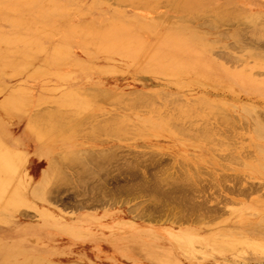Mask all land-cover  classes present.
Instances as JSON below:
<instances>
[{"label":"rangeland","instance_id":"1","mask_svg":"<svg viewBox=\"0 0 264 264\" xmlns=\"http://www.w3.org/2000/svg\"><path fill=\"white\" fill-rule=\"evenodd\" d=\"M190 3L197 5L185 8ZM14 18L0 22V36L11 35ZM21 22L14 43L0 46L1 187L8 182L0 188V264H264V0H34ZM110 26L131 48H100ZM175 44L188 52L173 63L178 70L152 63L158 45ZM181 63L189 70L179 71ZM65 113L77 134L59 130L47 141L41 124ZM97 150L113 151L116 160L99 184L118 188L136 169L141 180L131 171L135 179L127 178L151 186L161 176L174 182L158 190L168 187L167 197L175 186L187 203L208 200L220 211L184 219L183 208L153 201L134 183L127 197L98 191V199L83 181L80 187L75 166L61 161ZM91 177L95 185L99 177Z\"/></svg>","mask_w":264,"mask_h":264},{"label":"bare ground","instance_id":"2","mask_svg":"<svg viewBox=\"0 0 264 264\" xmlns=\"http://www.w3.org/2000/svg\"><path fill=\"white\" fill-rule=\"evenodd\" d=\"M11 1L12 0H0V22H2V21H4L5 19H6V16L7 17H14V16H16V18H14L12 21H10L11 22V26H12V28H13V31H12V33H11V35H9V36H0V46L1 47H3V48H7V47H9V46H11L13 43H14V41H13V38H14V36H17V32H16V28H18V27H20L21 25H22V22H21V14L23 13V11H24V9H26V8H28V6L30 5V4H32V2L34 1V0H13V4L11 3ZM196 3H190L189 5H187V6H185V8H193V7H196ZM35 19H38V20H42L43 19V16L42 15H38V16H36L35 17ZM257 19V18H256ZM255 19V20H256ZM259 20H261V19H259ZM257 21H258V19H257ZM263 21V20H262ZM256 22V21H255ZM257 23V22H256ZM256 32V31H255ZM259 33L261 32V31H258ZM117 26H110V28L108 29V31L107 32H104L103 34H102V36H101V38H100V40H98V42H99V46H100V48H107L106 49V51H109V50H112V51H125L126 49H128V47H130V44L127 42V39L126 38H124L125 36H120V35H117ZM261 34V33H260ZM251 38V37H250ZM102 40H108L110 43H108V44H102L101 42H102ZM134 41V40H133ZM160 41H161V39H160ZM164 42V41H163ZM25 44H28V45H31V43L30 42H25ZM160 44V43H159ZM178 45H180V43L178 44ZM157 46V45H156ZM159 47H161L160 48V50L158 51V53L156 52V54L154 55V56H151V57H154L153 59H152V63H154V64H162V65H164V66H166L168 63L170 64L169 66H173L174 64H178L179 65V63L178 62H180V54H182V53H186L187 55H188V52L187 51H185V50H182V48H178V46L175 44L174 46H171V48H169V49H164L162 46L163 45H158ZM157 46V47H158ZM131 48V47H130ZM129 48V49H130ZM189 48L190 49H192V47L191 46H189ZM31 49H32V47H30V52H31ZM184 49V48H183ZM152 53H154V52H152ZM190 54V53H189ZM191 54H193V53H191ZM146 57V56H145ZM151 57H146V58H151ZM147 61V60H146ZM150 61V60H149ZM174 63V64H173ZM230 63V62H229ZM182 64V63H181ZM192 64V63H191ZM225 64V63H224ZM176 65H174L175 66V69L176 70H178V68H176ZM159 66H161V65H159ZM183 68H180L179 69V71H182L183 69H187V70H189V66H190V63H187V64H182L181 65ZM200 66V65H199ZM233 66V65H232ZM201 67V66H200ZM199 67V68H200ZM230 67V66H229ZM191 68H192V66H191ZM196 68H198V67H196ZM169 69V68H168ZM171 70H173V68L171 69ZM174 71V70H173ZM193 71V70H192ZM184 72H186V71H184ZM174 73H177V71H175ZM177 75V74H176ZM178 75H180L179 73H178ZM180 83V82H179ZM181 83H184V82H181ZM227 86V85H226ZM221 88V87H220ZM227 88L228 87H226V92H227ZM224 89H225V87H224ZM208 92V91H207ZM229 92V91H228ZM233 95V94H232ZM94 97V96H93ZM106 98H109V97H107V96H105ZM105 97L103 98V99H105ZM142 97V96H141ZM141 97H139L141 100H142V98ZM147 97V96H146ZM150 97V96H149ZM96 98H98L97 96H96ZM101 98H102V96H101ZM136 98H138V97H136ZM136 98H134V99H136ZM143 98H144V96H143ZM152 99V98H151ZM150 99V100H151ZM132 100V99H131ZM137 100V99H136ZM135 100V101H136ZM146 100V99H145ZM95 101H97V100H95ZM113 101V100H112ZM119 100H117V101H115L114 103H117ZM134 100L132 101V102H135ZM140 101V100H139ZM137 102V101H136ZM141 102V101H140ZM139 103V102H138ZM150 103H152V100L150 101ZM119 104V103H118ZM132 104V103H131ZM8 103L6 104V107L8 108ZM136 105V104H135ZM132 106H134V104L132 105ZM60 109H58V110H56V111H59ZM49 111V110H48ZM55 111V113H57ZM53 112V111H52ZM59 113H61V112H59ZM52 114V113H51ZM67 113H65V114H61V116H57L56 118L55 117H50L51 119H49L47 122H45L44 124H41L42 125V127H46V128H44V129H47V131H48V133L46 134V140L47 141H50L49 139H54V138H57V137H55V132L56 131H59V130H62L63 132H66V134H67V131H68V134L70 135L71 133H69V131L71 132L72 130H71V128L73 129L74 127H71V124H69L70 123V121H67V119L69 118L68 117V115H66ZM57 115H58V113H57ZM181 115V114H180ZM56 116V115H55ZM175 116H177V114L176 115H174L173 117L174 118H177L178 116H179V114H178V116L177 117H175ZM113 118V117H112ZM119 118H121V117H117V119L116 118H114L115 120H117V121H120L121 119H123L122 121H121V123H124L123 121H126L125 119L126 118H121L120 120H119ZM88 120H89V118H87ZM47 120V119H46ZM83 120H85V119H83ZM88 120H85L86 122L88 121ZM176 119H173V122H172V120H171V122L174 124L176 121H175ZM260 120V119H259ZM43 121H44V118H43ZM90 121V120H89ZM89 121H88V123H89ZM110 122H111V119L109 120ZM114 121V120H113ZM81 122H83V121H81ZM96 122V121H95ZM257 122V121H256ZM42 123V122H41ZM80 123V122H79ZM85 123V122H84ZM88 123H86V124H88ZM101 123V122H100ZM103 123V122H102ZM101 123V126L102 125H104V123L102 124ZM107 123H108V121H107ZM107 123H105L106 124V127L107 126H109V125H107ZM117 123H119V122H114V124L113 125H115V124H117ZM120 123V125H125V124H121ZM82 123H80V124H78L79 125V127H80V125H81ZM85 124V125H86ZM97 124V123H96ZM99 124V123H98ZM128 124V123H127ZM262 124V123H261ZM264 124V123H263ZM83 125V124H82ZM81 125V126H82ZM89 125V124H88ZM88 125H86V126H88ZM93 125V124H92ZM119 125V124H118ZM119 125V126H120ZM260 125V124H259ZM94 126H95V123H94ZM94 126H92L93 128H94ZM257 126V125H256ZM84 127L85 126H82V127H80V129H79V132H80V130L83 128L84 129ZM91 126H89V128H90ZM92 127L90 128V129H92ZM105 127V126H104ZM104 127H102V129L104 128ZM113 127V126H112ZM115 127H117V126H115ZM122 127V126H121ZM78 128V127H77ZM88 128V127H87ZM96 128H97V131L98 130H100V127H99V129H98V127L96 126ZM114 128V127H113ZM118 128V127H117ZM125 128H126V125H125ZM128 128H130L129 126H128ZM128 128H126V129H124V128H122V129H120V127L118 128V129H116V130H124V131H126ZM105 129H108V131H109V129H111V127H107V128H105ZM105 129H104V132H105ZM255 129V128H254ZM75 128L73 129V136H75L77 133L75 132ZM88 130V129H87ZM116 130H114L113 132L114 133H116L117 131ZM119 130V131H120ZM130 130V129H129ZM77 131V130H76ZM83 131V130H82ZM81 131V132H82ZM92 132H93V130H91ZM94 131H95V129H94ZM97 131H96V133H97ZM102 130H100V132H101ZM123 131V132H124ZM257 131H259L258 132V134L261 136V134H263V133H261L260 132V130H257ZM80 132V133H81ZM89 131H87L86 133H88ZM100 132H99V136H97V137H101V138H103V136H104V134H102L101 133V135H103V136H100ZM111 132V131H110ZM74 133H75V135H74ZM80 133H78L79 135H81ZM83 133H85V130L83 131ZM86 133H85V135H81V137H85V138H87V136H86ZM109 133V132H108ZM108 133H106V134H108ZM114 133H113V137H114ZM118 133V132H117ZM121 133V132H120ZM60 134V133H59ZM58 134V135H59ZM66 134H64V136H66ZM90 134V133H89ZM88 134V135H89ZM92 134L94 135L95 133L93 132V133H91L90 135H91V137H92ZM122 134H126L125 132L124 133H121V135ZM53 135V136H52ZM68 135V136H69ZM96 135H98V134H96ZM96 135H95V137H89V139H95L96 138ZM110 135H111V133H110ZM109 135V136H110ZM120 135V134H119ZM264 135V134H263ZM72 136V135H71ZM78 136V135H77ZM106 136H108V135H106ZM78 137H80V136H78ZM115 137H118L117 136V134H115ZM84 139V138H83ZM89 139H87V140H89ZM97 139V138H96ZM95 139V140H96ZM100 138H98V140H99ZM264 139V138H263ZM40 141H44V139H43V136L41 135L40 136ZM47 148H48V146H47ZM49 149L51 150L52 148L51 147H49ZM45 151H49V150H45V149H42L40 152L42 153L41 155H44V156H46V155H48L47 153H44ZM113 152V151H112ZM112 152H110V151H98L97 150V154H95V153H93V152H83V151H78V152H75V153H70V154H66V155H63V156H61V161L64 163V161L65 162H67L66 164H64V166L63 167H69L70 168V170H71V166H75L74 168H75V170H74V168H73V170H71V171H74V172H76L77 174V176H78V178L79 177H81V175H79V174H86L85 175V177L83 176V179H81V178H76V180H78V183L80 184V187H81V182L83 181L84 182V187H86V188H84V189H86V193L89 191V192H92L93 193V195L94 194H96V195H94V196H98V194H100L99 195V197L101 196H105V197H107V198H114V199H117L118 197H122V196H125V197H127V196H129V194H131V193H129L130 192V190H132L133 189V187H135L134 186V184H136V186H138V189H136L135 188V190H138L139 191V187H140V185L143 187H141L142 188V192L143 191H145V192H147L146 194L148 195V196H152L153 198H152V200L153 201H158L159 203H171L172 204V202H173V204L175 203V205L174 206H178V208L181 210L182 208L184 209V212L182 213V215L185 213V212H187V213H185L184 215H183V218L185 219V217L184 216H190V217H192L193 219H194V217H196V220L197 221H200V220H202V218H206V219H208V218H210V215H212L213 216V213L215 212V211H217V210H219V209H215V207L217 208V206H215L214 207V209H213V207L212 208H210V207H208L207 206V202H208V200H207V202L204 204V203H200V204H198L197 203V205L195 204H193V202L189 199V201H188V203L186 202V198L185 199H183L184 198V196H182L183 195V193H181L182 195H180V196H182L181 198L178 196V195H176V192H174V190L176 189H174V187L172 186L171 188H173V189H170L171 191H172V194H175V197L172 195V197H167L168 196V194H169V192H167V189H168V191H169V188L167 187V189H166V191H161V192H159L158 190L159 189H163L162 188V186H163V183H164V185L165 184H167V182L169 181H167L165 178H163V177H161V176H155L154 174V176H153V178L152 179H150V185L151 186H148L147 185V183H145V182H141V181H139V179H137L138 177L140 178L141 176L139 175V176H137V172L136 171H134V170H136V169H134L133 171H131V169L128 171V168L130 167V168H134V167H136V166H131V164H130V166L128 167V168H126L127 166H125V170H127L129 173V175H130V171L131 172H136L135 174H133V175H136L137 176V178H136V180H130L129 178H133V179H135V177L136 176H132V174L130 175V176H132V177H130L129 175H127V177L129 176V178H127V177H125V178H123L124 180H125V183L123 184V185H119L120 187H118V185H117V187L118 188H112V187H110V188H108L107 186H108V184H106V182H104L103 184H102V182H101V184H99L100 183V181H103V174H100L101 172H103L104 173V171H105V173L109 170L108 169V167L109 166H112V161L113 160H115V158H114V155L112 154ZM132 154V153H131ZM121 155V154H120ZM126 155V154H125ZM130 155V154H129ZM119 157V156H118ZM139 157V156H138ZM124 158V157H123ZM127 158V157H126ZM130 158V157H129ZM134 158V157H133ZM118 159V158H117ZM131 159V158H130ZM140 159V158H139ZM151 160H152V158H150ZM149 159V160H150ZM121 160H122V158H121ZM133 160V159H132ZM135 160V159H134ZM136 160H138V159H136ZM54 161V159H49V163H54L53 162ZM118 161V160H117ZM128 161H131V160H128ZM141 161V160H140ZM154 161V160H153ZM234 161V160H233ZM115 162H116V160H115ZM136 162V161H135ZM150 162H152V161H150ZM158 162V161H157ZM71 163L73 164V165H71ZM133 163V162H132ZM141 163V162H140ZM155 163V162H154ZM58 164V163H57ZM68 164H70V165H68ZM116 164V163H115ZM137 164V163H136ZM136 164H134V165H136ZM150 164V163H149ZM152 164V163H151ZM158 165H160L159 163H157ZM1 165L2 164H0V173L2 172V170H1ZM118 165V164H117ZM163 165V164H162ZM263 166H261L262 168L260 169V172H261V174H262V172H263V174H264V164H262ZM51 166V165H50ZM52 166H55V163L52 165ZM62 166V165H61ZM144 166V165H143ZM157 166V165H156ZM92 167V168H91ZM152 167H154V165L152 166ZM161 167V166H160ZM167 167V166H166ZM68 168V169H69ZM142 168V167H141ZM144 168V167H143ZM155 168H157V167H155ZM162 168V167H161ZM67 169V170H68ZM106 169H108V170H106ZM118 169V168H117ZM145 169H146V166H145ZM158 169H159V167H158ZM125 170H123V172L125 171ZM138 171H139V168L137 169ZM147 170V169H146ZM161 170V169H160ZM5 171H6V169H5ZM56 172H59V169L58 170H55ZM60 172H62V171H60ZM122 171H120V173H121ZM122 172V174H119V176L121 175V176H123V174H124V176L127 174L126 172H124L123 173ZM140 172V171H139ZM152 172H154V171H152ZM151 172V173H152ZM63 173V172H62ZM118 173V172H117ZM116 173V174H117ZM126 173V174H125ZM88 174H90L91 176L93 175V176H96L97 175V177H99L98 179H97V182H96V180H94V182H96L95 183V185L93 184H91V183H89V180H90V175H88ZM107 174H110V173H107ZM115 174V175H116ZM160 174V173H159ZM0 175H2V174H0ZM10 175V174H9ZM9 175H7V176H9ZM64 175H66L65 173H63V177H65ZM114 175V174H113ZM148 175V174H147ZM67 176V175H66ZM71 176H73V175H71ZM123 176V177H124ZM115 177V176H114ZM118 176L116 175V178H117ZM151 177H152V175H151ZM2 178V177H1ZM5 177H3V179H4ZM73 178V177H72ZM110 178H112L111 177V174H110ZM110 178H108V179H110ZM119 178V177H118ZM62 179V178H61ZM65 179H66V177H65ZM64 179V180H65ZM92 179H95V177L93 178V177H91V180ZM104 179H106V177H104ZM108 179H106L107 180V182H110ZM234 179V178H233ZM238 179V178H237ZM5 180V179H4ZM63 180V179H62ZM69 180V179H68ZM106 180H104V181H106ZM114 180H115V178H114ZM122 180V179H121ZM140 180H141V178H140ZM145 180V179H144ZM228 180V179H227ZM6 181V180H5ZM113 181V180H112ZM112 181H111V183H112ZM132 181V182H131ZM134 181H137L138 183H135ZM142 181H143V178H142ZM170 181H173V180H170ZM180 181V180H179ZM184 181V180H183ZM228 181H230V180H228ZM234 180H232V182H233ZM240 181V180H239ZM4 182V181H3ZM117 182V181H116ZM147 182V181H146ZM153 182V183H152ZM166 182V183H165ZM235 182H236V180H235ZM238 182V181H237ZM6 183H8V182H6ZM6 183H4V184H6ZM111 183H110V185L109 186H114L115 184H114V182L112 183V184H114V185H111ZM134 183V184H133ZM3 184V187H1L2 186V184L0 185V188L3 190H5V188H6V185H4ZM46 184V182H44V185ZM116 184H118V182L116 183ZM133 184V185H132ZM170 184H172V183H169V184H167V185H165V186H170ZM173 184H174V182H173ZM172 184V185H173ZM234 184V183H233ZM246 184H248L247 182H246ZM249 184H251V183H249ZM248 184V185H249ZM254 184V183H253ZM264 184V183H263ZM11 185H12V183H11ZM11 185H9V187H8V189L10 188V186ZM227 185V184H226ZM255 185V184H254ZM261 185V184H260ZM5 186V187H4ZM116 186V185H115ZM130 186L132 187V189H130ZM236 186V185H235ZM240 186V185H239ZM246 185H244V187H245ZM252 186V185H251ZM251 186H250V188H251ZM58 187H60V186H58ZM72 187V186H71ZM122 187V188H121ZM181 187V186H180ZM211 187V186H210ZM237 187V186H236ZM243 187V188H244ZM258 187H260V186H258ZM82 188V187H81ZM178 188V187H177ZM190 188V187H189ZM188 188V189H189ZM214 188V187H213ZM223 188H225L226 189V186H223ZM235 188V187H234ZM248 188V187H247ZM257 188V187H256ZM8 189H7V191H8ZM58 189V188H57ZM111 189V190H110ZM165 189V188H164ZM163 189V190H164ZM180 189V188H179ZM194 189V188H193ZM208 189V188H207ZM224 189V190H225ZM231 189V188H230ZM236 190H237V188H235ZM246 189V188H245ZM253 188H251V190H252ZM2 190H0V192L2 191ZM61 190H63V189H61ZM60 190V191H61ZM113 190V191H112ZM141 190V189H140ZM184 190V189H183ZM191 190V189H190ZM232 190V189H231ZM239 190V189H238ZM241 190V189H240ZM243 190V189H242ZM248 190V189H247ZM246 190V191H247ZM254 190H255V188H254ZM256 190H258V189H256ZM7 191H5V192H7ZM16 191L17 190H15V192L14 193H16ZM51 191V190H50ZM59 191V192H60ZM85 191V190H84ZM99 191V192H98ZM170 191V192H171ZM197 191V190H196ZM205 191H206V188H205ZM208 191V190H207ZM219 191V190H218ZM227 191V190H226ZM233 191V190H232ZM259 191V190H258ZM96 192H98V194L96 193ZM135 192H137V191H135ZM141 191H140V193H142ZM174 192V193H173ZM179 192H181V191H179ZM192 192H193V190H192ZM192 192L190 193V194H192ZM195 192V191H194ZM209 192V191H208ZM235 192V191H234ZM248 192L250 193V189L248 190ZM253 192V191H252ZM3 193H4V191H3ZM3 193H1V194H3ZM19 193V192H18ZM48 193V192H47ZM91 193V194H92ZM133 193V192H132ZM188 193V192H187ZM195 193H197V192H195ZM199 193V192H198ZM230 193H231V191H230ZM229 193V194H230ZM235 193H237V192H235ZM234 193V194H235ZM244 193V192H243ZM6 194V193H5ZM81 194V193H80ZM89 194V193H88ZM117 194V195H116ZM136 194V193H135ZM137 194H139V193H137ZM171 194V193H170ZM218 194V193H217ZM217 194H216V197H217ZM245 194V193H244ZM248 194V193H247ZM252 194H255V192L254 193H252ZM90 195V194H89ZM112 195H116V196H112ZM134 195V194H133ZM147 195H145V196H147ZM185 195V194H184ZM242 195V194H241ZM246 195V194H245ZM264 194H262V196H263ZM3 196H5V195H3ZM49 196V195H48ZM75 196H76V194H75ZM86 196V195H85ZM144 196V197H145ZM176 196H177V198H176ZM187 196H188V194H187ZM196 196V195H195ZM235 196V195H234ZM248 196H250V194H248ZM6 197V196H5ZM4 197V198H5ZM95 197V199L94 198H92L91 196H90V199L92 198V199H94V201L93 202H96L95 200H97V198L99 199V197H97L96 198ZM150 197H149V199H150ZM191 197V196H190ZM192 197H194V196H192ZM202 197V196H201ZM200 197V198H201ZM212 197V196H211ZM220 197H222L221 195H220ZM84 198V197H83ZM188 198H189V196H188ZM198 198V197H197ZM197 198H195V199H197ZM219 198V197H218ZM248 198V197H247ZM56 199V198H55ZM86 199H88V198H86ZM91 199V200H92ZM103 199V198H102ZM101 199V200H102ZM128 199V198H127ZM149 199H147V200H149ZM214 199V198H213ZM217 199V198H216ZM222 199V198H221ZM227 199V198H226ZM84 200V199H83ZM111 200V199H110ZM125 200V199H124ZM54 201V200H53ZM172 201V202H171ZM192 203H191V202ZM195 201V200H194ZM214 201V200H213ZM100 202V201H99ZM98 202V203H99ZM106 202V201H105ZM157 202V203H158ZM196 202V201H195ZM198 202H199V200H198ZM202 202V201H201ZM216 202V201H215ZM220 202V201H219ZM222 202H224V201H222ZM228 202V201H227ZM92 203V202H91ZM186 203H187V205H186ZM225 203H226V200H225ZM229 203H230V201H229ZM94 204V203H93ZM100 204V203H99ZM154 204H156V203H154ZM165 204V205H166ZM189 204V205H188ZM212 204H213V202H212ZM217 204V203H216ZM221 204V203H220ZM232 204V203H231ZM146 205V204H145ZM205 205L207 206V208L205 207ZM209 205V204H208ZM219 205V204H218ZM230 205V204H229ZM148 206V205H147ZM157 206V205H156ZM158 206H160V208H161V206L162 205H158ZM164 206V205H163ZM213 206H214V204H213ZM220 206H222V205H220ZM225 206V205H224ZM2 207V206H1ZM5 207V206H4ZM153 206L151 205L150 206V208H152ZM166 207V206H165ZM165 207H163V208H165ZM171 207V206H170ZM169 207V208H170ZM250 207V206H249ZM143 208H146L145 206L143 207ZM158 208V207H157ZM157 208H152L151 209V211L153 212L155 209H157ZM186 208V209H185ZM205 208V209H204ZM258 208V207H257ZM6 209V208H5ZM154 209V210H153ZM166 209V208H165ZM203 209L205 210L204 212H203ZM148 210H150V209H148ZM147 210V211H148ZM161 211L163 210V209H160ZM193 210H197L198 211V214H200V215H197V213L195 212V211H193ZM261 210V209H260ZM144 211V210H143ZM146 211V212H147ZM158 211H159V209L157 210V213H158ZM160 211V212H161ZM183 210H181V212H182ZM188 211H191V212H188ZM192 211L193 212H195L196 213V215H193V213H192ZM220 211V210H219ZM219 211H217V212H219ZM151 212V213H152ZM156 212V211H155ZM155 212H153V213H155ZM176 212V211H175ZM149 213V212H148ZM147 213V214H148ZM162 213V212H161ZM188 213H190L189 215H187ZM192 213V214H191ZM194 213V214H195ZM202 213H204V217H202ZM216 213V212H215ZM264 213V212H263ZM175 214V213H174ZM151 215V214H150ZM163 215V214H162ZM178 215V214H177ZM217 215V214H216ZM255 215V214H254ZM175 216V215H174ZM256 216V215H255ZM216 217V216H215ZM214 217V218H215ZM262 217V216H261ZM151 218V217H150ZM262 218H264V217H262ZM3 221V220H2ZM261 222V221H260ZM262 223V222H261ZM229 228V227H228ZM255 231H257V230H255ZM227 236V235H226ZM250 236V235H249ZM242 238V237H241ZM3 254H4V252H3ZM249 264V263H248Z\"/></svg>","mask_w":264,"mask_h":264},{"label":"crops","instance_id":"3","mask_svg":"<svg viewBox=\"0 0 264 264\" xmlns=\"http://www.w3.org/2000/svg\"><path fill=\"white\" fill-rule=\"evenodd\" d=\"M30 142H31V141H30ZM37 152H38L39 154L41 153L39 149L36 150V153H37Z\"/></svg>","mask_w":264,"mask_h":264}]
</instances>
